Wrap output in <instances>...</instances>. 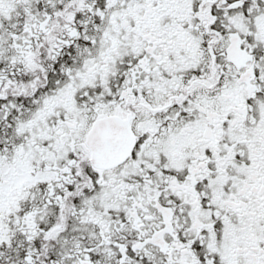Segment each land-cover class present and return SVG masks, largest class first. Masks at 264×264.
<instances>
[{"label": "snow or ice", "instance_id": "obj_1", "mask_svg": "<svg viewBox=\"0 0 264 264\" xmlns=\"http://www.w3.org/2000/svg\"><path fill=\"white\" fill-rule=\"evenodd\" d=\"M0 264H264V0H0Z\"/></svg>", "mask_w": 264, "mask_h": 264}]
</instances>
